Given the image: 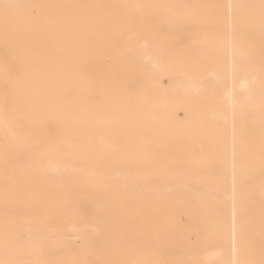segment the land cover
Wrapping results in <instances>:
<instances>
[{"label":"bare ground","instance_id":"obj_1","mask_svg":"<svg viewBox=\"0 0 264 264\" xmlns=\"http://www.w3.org/2000/svg\"><path fill=\"white\" fill-rule=\"evenodd\" d=\"M176 3V0H0V150L102 145L125 150L135 164V145H116L113 139L107 143L100 139L94 143L79 138L66 140L64 135L56 134V129L64 133L77 128L74 134L87 135L92 134L88 131L92 127L103 131L107 122L81 120L110 117L154 121L144 124L152 128L149 151L154 166L149 164V174L154 169L157 189H149L148 196L153 203L156 198V205L151 202L147 205L145 225L127 228L125 251L129 260L125 264L154 261L174 264V237L178 236L174 232H181L188 239V230L195 228L191 225H197L196 237H202L203 242L210 243L213 237H218L224 244L229 199L238 215L245 214L240 220L247 221L245 217L251 216L246 213L252 209L250 203L256 205L254 200L258 202L264 195V183L259 176L264 169L253 172L254 192H247L242 185L238 197L225 196L221 180L227 167L223 162L229 159L225 153L231 149L242 151L241 157L249 161L247 165L264 167L257 154L264 147L259 144L255 148L242 147L249 136L256 135L259 143L264 142L261 129L264 125L246 128L245 123L237 122L229 129L222 121L226 113L230 117L240 110L264 107L220 105L264 102L262 56L249 42L234 44L235 59L232 56L229 72L220 38L207 37L197 43L202 52L174 51V27L179 26V42L186 47L187 30L182 26L190 22L188 9L176 11ZM31 8L37 9L35 17L31 16ZM251 23L249 19L241 24ZM259 29L263 30L264 25L260 24ZM257 59L261 61L256 66ZM227 72L229 79L234 75L240 80L228 86L230 92L226 91L230 83H223ZM178 110L183 111L182 118L178 117ZM257 121L263 123L264 116L257 117ZM132 123L120 121L117 125L129 127ZM44 127L50 128L49 135L38 130ZM16 132L26 138L13 137ZM33 133L36 136L30 138ZM188 149L198 153L184 155ZM177 159L180 164L175 171ZM237 165L241 169L245 163ZM48 169L55 171L57 167ZM20 173L21 170L12 172V180ZM7 179L2 174L0 182ZM7 198V193L0 195L2 201ZM180 212L185 215L183 225L178 224ZM250 218L254 224V217ZM254 225L253 230L258 231ZM27 234L14 232L9 223H4L0 228V264H20L17 255L26 253L24 249L30 243L44 250L43 238ZM146 241L147 246L155 241L158 248L155 253L144 252ZM142 255L146 262L136 259Z\"/></svg>","mask_w":264,"mask_h":264},{"label":"rangeland","instance_id":"obj_2","mask_svg":"<svg viewBox=\"0 0 264 264\" xmlns=\"http://www.w3.org/2000/svg\"><path fill=\"white\" fill-rule=\"evenodd\" d=\"M176 2V11L188 9L190 22L182 26L187 30L186 47H182L179 42L177 35L179 26L174 27V51L202 52V49L196 47L197 43L207 37L220 38L224 44L225 65L230 72L232 70L230 63L234 54L233 45L238 46L239 42L244 41L252 44L254 51L262 56L264 65V29H259L260 24L264 25V0H176ZM218 7L219 9L216 10ZM30 13L35 17L37 9L31 8ZM249 19L252 21L251 25L241 24ZM261 59L256 60V66ZM228 74L227 72L226 81H223L224 85L230 83L228 87L240 83L234 75L229 79ZM226 91L230 92L231 89L228 87ZM220 105L264 107V102H234ZM177 115L182 118L183 111L178 110ZM262 116H264V108L240 110L230 117L226 113L222 121L227 128L230 126L229 129L235 127L237 122L245 123L244 127L250 128L264 125V122L258 124L257 121V117ZM81 121L107 122V126L103 127V131L98 127L89 128L88 131L92 134L87 135L74 134L78 132L77 128L64 133H60L61 129H56L58 132L56 134L64 135L66 140L79 138L80 141L85 139L94 143L100 139L102 143H107L113 139V144L116 145H135L137 147L133 152L135 164L131 158H128L125 150L102 145L91 144L88 148L43 146L40 149L32 147L0 150V177L2 174L8 177L6 181L0 182V195L6 193L8 195L6 201L0 199V228L4 223H9L14 232L21 235L30 232L33 236L43 238L45 244L44 250H38L31 243L26 246L24 249L26 253L17 255V259L22 261L20 264H125L129 260L125 251L127 228L130 225L134 227L145 225L147 205L150 202L156 205V198L154 204L148 196L149 189H157V175L154 169L152 175L149 174V164L152 163L154 166L149 151L151 150L149 133L152 132V128L144 124L154 121L149 118L110 117ZM120 121L127 124L134 123L129 127L128 125L123 127L117 125ZM141 122L143 125H136ZM261 129L264 130V127ZM38 130L47 131L49 135L50 128L44 127ZM18 135L26 138L18 132L13 133V137ZM33 136H36L35 133L30 138ZM41 136H45V133H41ZM194 137L201 136L194 134ZM228 139L227 135V141ZM230 139L232 140V136ZM258 144L264 147V142L259 143L254 135L249 136V140L247 138L242 147L255 148L259 146ZM231 150L225 153L229 159L223 162L227 166L221 175V180L224 182L223 194L229 198L238 197L237 192L242 185L247 192L253 193L255 190L252 188L254 184L252 178L255 175L253 172L264 167L247 165L248 159L245 156L241 157L242 151ZM263 151H257V154L258 161L264 164ZM196 153H198L196 150L188 149L183 154L193 156ZM216 153L218 154V151ZM177 160H174L175 171L180 164L179 159ZM240 162L245 163L241 169L237 165ZM49 166H56L57 170L50 171ZM15 170H21V173L17 179L12 180V172ZM259 174L261 183H264V170ZM197 186L200 185L195 184V187ZM17 191L19 193L13 200L12 197ZM254 202L257 204L252 206L250 203L252 209L247 210L246 213L254 217L255 225L251 223V216L245 217L247 221L240 220L245 214L238 215L232 200L229 199L225 215L224 244L220 243L218 237H213L210 243L203 242L202 237L198 239L197 225H191L195 227L191 228L193 232L190 233L191 230H188L189 241L187 237L184 238L183 233L174 232L179 236V241H176L178 236L174 237V264H254L255 262L264 264V195L258 202L256 200ZM129 212L132 214L129 215ZM152 213L155 215L156 210ZM177 217L178 224L183 225L185 222H181L185 220L184 213L180 212ZM253 225L259 230H253ZM179 234L183 235L180 237ZM152 243L147 246V241L144 242L145 253L157 251L155 241ZM3 253H1L2 258L5 257ZM139 258L144 262L147 261L143 255L136 257L137 260H140ZM147 264H157V262Z\"/></svg>","mask_w":264,"mask_h":264}]
</instances>
